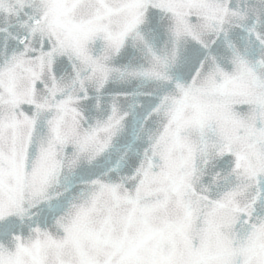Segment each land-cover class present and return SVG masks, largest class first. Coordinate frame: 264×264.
<instances>
[{
	"label": "snow or ice",
	"instance_id": "1",
	"mask_svg": "<svg viewBox=\"0 0 264 264\" xmlns=\"http://www.w3.org/2000/svg\"><path fill=\"white\" fill-rule=\"evenodd\" d=\"M0 264H264V0H0Z\"/></svg>",
	"mask_w": 264,
	"mask_h": 264
}]
</instances>
